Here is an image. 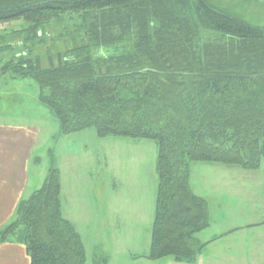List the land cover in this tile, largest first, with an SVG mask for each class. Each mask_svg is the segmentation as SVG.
Returning <instances> with one entry per match:
<instances>
[{
  "label": "trees",
  "instance_id": "1",
  "mask_svg": "<svg viewBox=\"0 0 264 264\" xmlns=\"http://www.w3.org/2000/svg\"><path fill=\"white\" fill-rule=\"evenodd\" d=\"M71 13L89 17L87 42L42 68L33 56L42 27ZM21 20L29 25L0 35V51L13 53L0 74L33 79L62 135L94 129L101 138L155 141L147 258L194 262L203 248L196 235L209 222L190 164L257 170L264 160V29L209 0H0V24ZM199 30L220 38L199 44ZM7 242L25 245L31 264L86 263L82 238L62 213L57 168L0 230V244Z\"/></svg>",
  "mask_w": 264,
  "mask_h": 264
},
{
  "label": "rangeland",
  "instance_id": "2",
  "mask_svg": "<svg viewBox=\"0 0 264 264\" xmlns=\"http://www.w3.org/2000/svg\"><path fill=\"white\" fill-rule=\"evenodd\" d=\"M209 2L264 29V0ZM72 14L53 18L42 27V42L33 50L42 68L57 65L59 53L87 42L89 17ZM185 16L192 18L189 12ZM28 25L23 20L2 23L0 35ZM196 37L199 44L217 43L220 38L204 30ZM12 55L0 51V64ZM41 94L29 77L0 74V121L36 120L41 125L39 169L45 177L50 167L60 172L63 214L83 239L85 264H264V160L257 170L191 163L192 192L208 206L209 227L196 235L203 248L192 263H178L172 257L150 260L159 182L158 144L101 138L94 129L62 135L54 113L41 103ZM45 177L41 176L39 188ZM115 211H120L124 221L117 222Z\"/></svg>",
  "mask_w": 264,
  "mask_h": 264
},
{
  "label": "crops",
  "instance_id": "3",
  "mask_svg": "<svg viewBox=\"0 0 264 264\" xmlns=\"http://www.w3.org/2000/svg\"><path fill=\"white\" fill-rule=\"evenodd\" d=\"M41 137V125L36 120L0 121V230L13 220L20 202L41 188V176L45 177L39 169L42 165L38 155ZM115 214L117 222L123 220L120 211ZM0 264H31L25 245L19 242L0 244Z\"/></svg>",
  "mask_w": 264,
  "mask_h": 264
}]
</instances>
